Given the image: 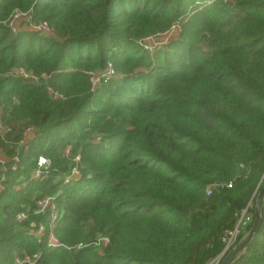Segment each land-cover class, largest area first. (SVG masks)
<instances>
[{
  "label": "trees",
  "instance_id": "trees-1",
  "mask_svg": "<svg viewBox=\"0 0 264 264\" xmlns=\"http://www.w3.org/2000/svg\"><path fill=\"white\" fill-rule=\"evenodd\" d=\"M15 10L53 34L24 19L14 31ZM176 21L152 52L138 42ZM108 63L117 75L92 88ZM0 110L16 129L0 142L9 157L36 128L0 170V264L37 252L39 264H209L264 184V0H0ZM38 155L50 170L33 179ZM46 196L52 228L33 212ZM230 264H264V205Z\"/></svg>",
  "mask_w": 264,
  "mask_h": 264
},
{
  "label": "built area",
  "instance_id": "built-area-1",
  "mask_svg": "<svg viewBox=\"0 0 264 264\" xmlns=\"http://www.w3.org/2000/svg\"><path fill=\"white\" fill-rule=\"evenodd\" d=\"M20 16H25L24 19L25 21L30 22V16L28 15V12H22L21 10H15V12L12 15V19L10 20V26L12 29L15 31L17 30V25L14 24V21L17 18H21ZM29 27L39 33L45 34V35H52L53 31L51 27L48 25L46 21H38V22H30ZM140 44H142L146 49H151V46H148L147 44L141 43V40H139ZM18 74H22L25 77H33L35 78L34 75H32L30 72H27L23 68H17L14 70ZM90 81L92 84V88L98 86L102 82L108 81L110 78L114 77L117 75L114 67L112 66L111 63H108V65L102 69V70H97V71H91L90 73ZM22 124V122L20 123ZM16 129L13 128L11 124H7L4 122L1 116V110H0V142L5 141L9 142L7 140V136L13 133ZM36 133V128L31 125H27L23 128V136L22 138L12 147L14 146L15 149V154L12 157H9L2 149L1 143H0V170L4 171L6 166L5 164L9 161H12V168L16 169L17 163L19 161V154L21 152H24L28 149L30 142L33 140L34 136ZM69 153V148H66L65 150V155H68ZM75 161L79 160V155H76L74 158ZM50 170V161L49 159L44 156V155H38L36 158V165L33 167L32 172H31V178L33 179H42L44 178ZM80 175L79 169L77 166L72 167L70 173L65 176L64 181L68 182L73 178H76ZM6 177L4 173L0 174V192L5 190V181ZM221 186H230V183L227 184H221ZM212 186H208L207 188V193L209 194L211 192ZM54 196H46L42 199H38L36 202V208L33 211L34 213L37 214H45L49 212V217H50V227L52 228L54 225L55 220L57 219L58 215L60 214L59 208H57L55 201H54ZM246 210H243L245 212ZM241 213V214H242ZM244 214V213H243ZM17 220L21 221L24 219H28V215L25 211H20L17 214ZM31 226H35V222H30ZM237 229V228H236ZM45 231V226L41 223L38 225L36 230H32V232L37 236L41 237L44 235ZM235 230L230 232L229 235H227L224 238V242L226 244V249L229 247L230 242L229 238H231L234 235ZM104 241L105 244L108 242V239L106 237H101ZM228 240V241H227ZM49 244L50 245H58L57 239L54 237L52 233L49 235ZM39 258L40 254L33 253V254H28L24 253L23 255H19L15 257V262L19 264H39Z\"/></svg>",
  "mask_w": 264,
  "mask_h": 264
},
{
  "label": "rangeland",
  "instance_id": "rangeland-1",
  "mask_svg": "<svg viewBox=\"0 0 264 264\" xmlns=\"http://www.w3.org/2000/svg\"><path fill=\"white\" fill-rule=\"evenodd\" d=\"M227 1L231 2L232 0H227ZM20 17L21 18H17L14 21V24H17V22H19V21H20V23L23 22V19H24L25 16H20ZM179 30H180V24H179L178 21H176L174 23V25L170 29H168L166 32H163V33L161 32V33H157V34H154V35H150L148 37H144V38L138 39V42H139V40H141V43H144V44H147L148 46H151V49H146L141 44L144 47V49H146L149 52H152L154 48L162 46L163 44L169 42L171 39L176 38L178 36ZM248 206L251 207L252 205L249 203ZM243 213L239 216V219H238V222L236 224V227L234 228V230L236 232H234V235L231 238H229L230 239L229 242L231 241L229 247L227 249L225 248L226 244H227V242H226L225 245H224L223 250L221 251V253L217 256V258L215 260H212L209 264H217L218 260L221 258V256H223L236 243V241L239 238V236L242 233H244L246 231V229H247V226L249 224H251V222L253 220V211L251 210V208L249 209L248 212L245 211ZM92 244L94 246H97V247L100 248L101 245H105V241L101 237H98L97 243H92ZM75 247H81V243H79ZM69 248H70V246H69ZM16 256H18V255H15V257Z\"/></svg>",
  "mask_w": 264,
  "mask_h": 264
},
{
  "label": "water",
  "instance_id": "water-1",
  "mask_svg": "<svg viewBox=\"0 0 264 264\" xmlns=\"http://www.w3.org/2000/svg\"><path fill=\"white\" fill-rule=\"evenodd\" d=\"M46 76L45 74L43 75ZM264 205V184L258 191L253 211V221L250 227L242 233L237 239L236 243L222 256L218 264H230L233 260L238 258L246 247L252 242L257 233L262 221V208Z\"/></svg>",
  "mask_w": 264,
  "mask_h": 264
}]
</instances>
